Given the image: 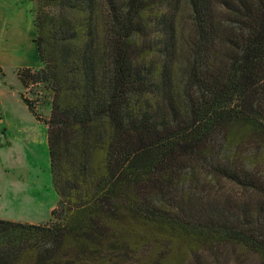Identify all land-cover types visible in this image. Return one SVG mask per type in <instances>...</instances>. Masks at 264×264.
<instances>
[{"label": "trees", "instance_id": "trees-1", "mask_svg": "<svg viewBox=\"0 0 264 264\" xmlns=\"http://www.w3.org/2000/svg\"><path fill=\"white\" fill-rule=\"evenodd\" d=\"M34 1L59 199L0 264H264V0Z\"/></svg>", "mask_w": 264, "mask_h": 264}, {"label": "rangeland", "instance_id": "rangeland-1", "mask_svg": "<svg viewBox=\"0 0 264 264\" xmlns=\"http://www.w3.org/2000/svg\"><path fill=\"white\" fill-rule=\"evenodd\" d=\"M35 7L34 0H0V117L6 124H42L21 98V94L34 98V90L24 89L18 77L25 68L39 67ZM39 113L43 120L50 116L47 108H40ZM35 126L42 137L31 145L27 161L9 148L0 149V219L34 224L51 222L58 195L51 174L48 131L45 126L42 130ZM205 256L215 262L210 254ZM219 262L262 264L255 254L242 251L228 252Z\"/></svg>", "mask_w": 264, "mask_h": 264}, {"label": "crops", "instance_id": "crops-1", "mask_svg": "<svg viewBox=\"0 0 264 264\" xmlns=\"http://www.w3.org/2000/svg\"><path fill=\"white\" fill-rule=\"evenodd\" d=\"M37 121L42 124H6L5 120L0 117V149L9 148L8 150L12 151L13 154H16L20 159H23V161H27V159L30 158L29 156L31 150L29 151V149H31V145H34L35 142H37L36 140L41 139L42 137V133H38L36 131L35 125H38L37 128L41 130L43 129V126H45L48 131V135H46V138L49 143L48 125L45 123L43 124V122L39 120ZM56 206L54 207V209L56 208Z\"/></svg>", "mask_w": 264, "mask_h": 264}]
</instances>
